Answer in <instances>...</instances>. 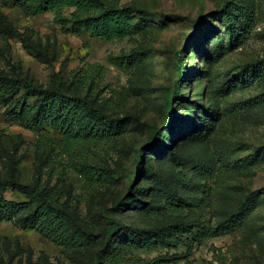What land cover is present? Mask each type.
Instances as JSON below:
<instances>
[{
    "label": "rangeland",
    "instance_id": "374dc122",
    "mask_svg": "<svg viewBox=\"0 0 264 264\" xmlns=\"http://www.w3.org/2000/svg\"><path fill=\"white\" fill-rule=\"evenodd\" d=\"M120 3L150 15L137 16L136 35L103 41L64 29L58 13L0 0V72L8 78L0 81V180L43 189L97 232L118 221L124 231L109 232L129 264H264V103L240 109L264 96V0ZM117 58L131 60L120 66ZM30 83L89 103L93 110L75 102L74 132L113 136L70 145L63 130L35 127L22 110L38 102L25 98ZM174 92L181 99L171 113ZM157 132L165 146H148ZM85 166L113 178L90 180ZM3 193L29 202L12 188ZM33 210L0 219L5 264H90L97 244L70 246L47 229H27ZM227 222L237 227L201 238ZM182 224H195L193 237L157 241Z\"/></svg>",
    "mask_w": 264,
    "mask_h": 264
},
{
    "label": "trees",
    "instance_id": "16d2710c",
    "mask_svg": "<svg viewBox=\"0 0 264 264\" xmlns=\"http://www.w3.org/2000/svg\"><path fill=\"white\" fill-rule=\"evenodd\" d=\"M22 6H26L30 14L41 13H58L59 23L64 29L71 28L72 31L89 34L93 38H98L103 41H111L113 39H125L136 35L141 28V22L137 16H149L147 11L133 8L131 6L121 5L120 0H16ZM70 10L69 16H62L61 12ZM38 51L37 48H35ZM131 58H117L114 62L117 65L125 66L130 63ZM179 80L175 84L179 87L183 78L182 58L179 57ZM7 76L0 72V81L6 82ZM250 82H246V87L250 86ZM37 98L38 102L29 104L25 102L22 106L24 113L32 116L35 127H40L49 124L55 128L64 131L66 140L70 145H77L84 139L97 140L101 136H113L110 132L89 131L83 136L80 132H74L76 118L79 114V109L75 102L86 105L89 109L88 102H78L75 98L67 96L60 87L54 90H43L37 85L30 83L28 92L25 98ZM73 99V98H72ZM181 99L178 92H174L173 96L167 98V106L171 113L174 112L173 104L176 100ZM259 100V99H258ZM249 100L241 103L242 110H250L255 108L260 103H264V96L260 101ZM172 119H174L172 117ZM102 121V120H100ZM80 129V128H78ZM172 125L169 126V133L172 132ZM160 132H157L149 142L148 146L158 147L165 146L164 137H160ZM83 174L90 180L99 177L102 182H109L113 177L108 171L99 173V169L94 166H85L82 170ZM7 188H12L24 194L28 203L7 202L4 198L3 191ZM33 206L34 210L31 213L33 222L25 224L27 229H47L55 234L68 245H94L98 248L93 253V258L90 264H129V260L123 256L122 252L116 247L112 240V234H119L124 231L123 226L116 220H112L105 225L104 230L96 231V229L83 220L77 210H73L69 206L54 204L51 197L43 189L37 186L25 185L18 182L16 179L0 180V219L14 218L20 212H27V208ZM190 206H199L198 200H191ZM13 216V217H12ZM195 224H186L178 226H169L167 231H162L156 234L157 241L160 243H168L172 238L179 237L182 234L194 236ZM237 227L234 222L220 224L216 229L206 228L201 238H209L218 235L226 234ZM40 233H43L40 231ZM138 248L152 249V241L136 242ZM146 264H155V260L145 262ZM0 264L5 262L0 258Z\"/></svg>",
    "mask_w": 264,
    "mask_h": 264
}]
</instances>
